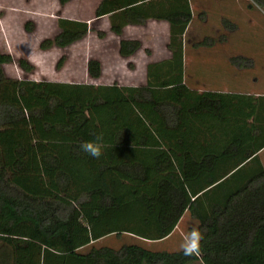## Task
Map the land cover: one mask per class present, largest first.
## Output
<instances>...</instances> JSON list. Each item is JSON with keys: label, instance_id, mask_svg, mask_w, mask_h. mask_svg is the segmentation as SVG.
<instances>
[{"label": "trees", "instance_id": "obj_1", "mask_svg": "<svg viewBox=\"0 0 264 264\" xmlns=\"http://www.w3.org/2000/svg\"><path fill=\"white\" fill-rule=\"evenodd\" d=\"M94 14L116 37L128 25L167 22L170 57L147 65L145 85L120 87L12 79L3 70L12 58L0 51V264H264V96L185 85L188 0H101ZM56 26L40 50L89 32L65 18ZM140 46L120 40L118 54ZM87 74L100 78L97 60ZM98 135L96 159L80 145ZM186 213L204 236L199 257L99 246L123 235L160 242Z\"/></svg>", "mask_w": 264, "mask_h": 264}, {"label": "rangeland", "instance_id": "obj_2", "mask_svg": "<svg viewBox=\"0 0 264 264\" xmlns=\"http://www.w3.org/2000/svg\"><path fill=\"white\" fill-rule=\"evenodd\" d=\"M250 1L251 3L248 5L242 1H239L238 5L233 4L231 14L235 17L240 16V14L246 16L243 10L255 13L256 17L261 18L259 29H251L249 25L240 23L239 29L233 30L232 23L224 22L219 24V26L226 28L224 30L190 29L186 32L184 43L186 45L184 50L186 63H183V71L187 76L189 88L193 89L199 86L200 88H209L212 86V80L216 79V88L222 91L236 92L230 94L264 96V7L255 0ZM94 2L95 0H72L65 6H60L57 0H0V51L8 53L12 58L10 64L3 66L5 74L17 80L61 83L90 82V79L85 76L84 59L111 54L113 38L109 34V29L104 20L96 22V27L89 30L81 44L74 47L69 46L64 50L55 47L40 50L39 45L45 39H53L58 33L56 21L59 18L86 20L88 22L96 20L93 11ZM212 16L214 14H209V18ZM129 36H137L142 42L143 47L139 56L152 57V54H156V56L162 57L164 55L165 36L161 29L153 26L141 28L129 31ZM214 37L220 39L229 37L230 41L225 45L223 44L224 47L221 48L226 52H231V56L239 55L246 59L251 56L254 57L255 60L252 61V64L249 63V60L236 63L238 66L247 67L245 68L247 72L249 70L248 73H241V83H234L235 73L230 72L224 58L214 62L208 60V57H205L206 55L201 50L196 53L193 47L187 46V44L191 45L202 39ZM19 59H24L32 67V71L24 72L19 68L17 63ZM116 72L119 74V71ZM211 74L216 77L211 78ZM109 76L102 75L98 83H115L119 86L129 83V80L122 76ZM255 79L256 82H254ZM257 155L264 167V148ZM196 226V222L186 213L180 220L177 229L164 242L130 240L128 236L123 235L119 238L115 236L106 237L99 242V246L118 249L124 244L135 243L151 252H179L185 235L196 229ZM86 250L87 248L83 251Z\"/></svg>", "mask_w": 264, "mask_h": 264}, {"label": "crops", "instance_id": "obj_3", "mask_svg": "<svg viewBox=\"0 0 264 264\" xmlns=\"http://www.w3.org/2000/svg\"><path fill=\"white\" fill-rule=\"evenodd\" d=\"M101 0H95L94 5H93V11L95 13V10L97 6L99 5ZM239 1H242L244 3H247L245 5H248L251 3L250 0H188L189 2V7L190 11L192 14V19L191 22L189 23L187 27V31L190 29L194 30H224L226 29L223 26H219L221 23H232L233 25V30L239 29V24L244 23L249 25L251 29H259L261 27V18L256 17L254 14L255 13H249L246 10H243V13H246V16H243L240 14V16L235 17L233 14H231V9L233 4H239ZM70 3V2H69ZM68 4V3H67ZM65 6V5H64ZM241 6V5H240ZM238 6V8H240ZM246 11V12H245ZM209 14H214L211 18H209ZM227 15V16H225ZM95 17V14H94ZM96 18V17H95ZM69 19V18H66ZM70 20H75V21H80V22H85L88 25V29H94L96 27L97 23L99 20H104L107 24V27L109 29V19L107 16L96 18L93 22H88L86 20H76V19H70ZM93 23V24H91ZM90 24V25H89ZM154 27V28H159L163 31V35L165 36V41L163 43V50H164V55L162 57H159L152 54V57H146L144 56H139V52L141 51L143 44L139 40L137 36L131 37L129 36V31L132 30H138L141 28H146V27ZM168 31H169V25L165 21H155V20H147L144 24L142 25H128L125 26L122 30V34L120 37H116L113 34H109L113 38V43L111 46V54L110 55H105V56H95V57H88L84 59V72L85 76L87 78V62L90 59L97 60L100 63L101 66V76L105 74V76L113 77V76H122L125 79L129 80V83L126 85H121L120 87H139L145 85L146 82V68L147 65L151 63H156L159 61L167 60L170 57V54L167 50V43H168ZM264 39V38H263ZM120 40H137L140 42L141 46L138 51H136L132 56L123 58L118 54V44ZM262 40V39H261ZM82 41V40H81ZM81 41L71 45V47H74L76 45L81 44ZM230 41L229 37H214V38H207V39H202L199 42L200 43H205L204 46H198L199 42H194L191 45L187 44V46L193 47L195 49L194 52H198L201 50L203 54H205V57H208V60L218 62L219 59L224 58L225 62L228 64V69L230 70L231 73L234 74V80L235 84L241 83V73L247 72L245 66H238L236 64L237 62H242V61H248L249 63L252 64V61L255 60L253 56L248 57L247 59L243 56H231V52H226L224 51L221 47H224L225 44H227ZM191 42V41H190ZM198 43V44H197ZM224 44V45H223ZM185 45V44H184ZM69 48V47H68ZM186 49V45L184 46V50ZM64 50V49H61ZM153 53V52H152ZM157 53H159V50H157ZM143 57V58H141ZM203 57V58H205ZM243 59V60H241ZM203 62H205V59H203ZM183 63H186V59L184 58ZM250 66H253L251 65ZM119 71V74L116 72ZM249 72V70H248ZM247 72V73H248ZM184 73V72H183ZM75 75V73H72ZM100 76V77H101ZM184 77V83L187 86V76L185 73L183 74ZM213 74H211V78H215ZM239 77V80H238ZM90 79V78H89ZM100 79V78H99ZM97 80H92L90 79V82H83L80 84H92L95 86H109L111 84H99ZM257 80L255 79L254 82ZM62 83H67V82H62ZM212 86L209 88H200L199 87H194L193 89L198 92H216V93H236L235 91H229V90H220L217 87V80L214 79L211 82ZM119 86V85H118ZM188 87V86H187ZM189 88V87H188ZM192 89V88H189ZM192 89V90H193ZM177 229V227H176ZM175 229V230H176ZM174 230V231H175ZM160 241L164 242L168 239Z\"/></svg>", "mask_w": 264, "mask_h": 264}, {"label": "clouds", "instance_id": "obj_4", "mask_svg": "<svg viewBox=\"0 0 264 264\" xmlns=\"http://www.w3.org/2000/svg\"><path fill=\"white\" fill-rule=\"evenodd\" d=\"M102 136L98 135L95 142H84L80 145L81 151L93 158L99 159L103 155L104 145L100 142ZM204 236L202 231L193 229L187 233L181 244V250L186 257H199L202 254V241Z\"/></svg>", "mask_w": 264, "mask_h": 264}]
</instances>
